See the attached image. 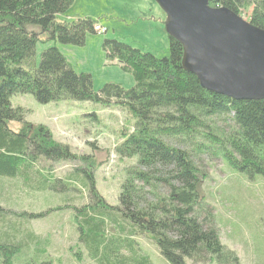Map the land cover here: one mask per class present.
Segmentation results:
<instances>
[{
  "label": "trees",
  "instance_id": "trees-1",
  "mask_svg": "<svg viewBox=\"0 0 264 264\" xmlns=\"http://www.w3.org/2000/svg\"><path fill=\"white\" fill-rule=\"evenodd\" d=\"M207 1L246 15L264 30V0ZM72 2L0 0V203L9 200L13 187L16 199L49 191L57 200L41 212L0 204V264H14L21 247L40 243L27 228L32 219L60 211L72 214L77 240L95 264H153L133 240L143 234L168 264L212 258L217 264H238L206 209L203 175L193 157H219L249 179L264 180V99L233 100L202 88L181 66V43L167 33L169 55L163 57L114 40L103 42L106 58L132 76L129 89L109 83L94 90L91 75L76 73L55 46L43 50L36 63L38 42L82 46L87 33L95 34L94 20L58 21ZM14 94H31L42 104H114L134 118L115 145L119 157L135 162L124 170L118 205H108L96 189L92 156L55 141L47 127L25 122L23 109L10 104ZM9 120L23 122L21 130H10ZM61 161L81 165L58 178L51 166ZM40 260L28 264H45Z\"/></svg>",
  "mask_w": 264,
  "mask_h": 264
},
{
  "label": "rangeland",
  "instance_id": "rangeland-1",
  "mask_svg": "<svg viewBox=\"0 0 264 264\" xmlns=\"http://www.w3.org/2000/svg\"><path fill=\"white\" fill-rule=\"evenodd\" d=\"M61 15L94 20L106 31L104 34L87 33L82 46L38 42L36 63L43 50L55 46L76 73L91 75L94 90L109 83L125 89L134 85L129 73L112 65L106 58L102 49L105 40L149 51L158 57L169 55L163 25L165 14L154 0H73ZM242 16L247 20L246 15ZM10 104L13 108L23 109L25 122L47 127L55 141L78 155L92 156L96 167V189L108 205H118L124 170L135 164L133 159L121 158L115 151L121 131L131 129L135 122L126 110L114 104L91 101L60 100L42 104L31 94H14L10 97ZM7 126L18 132L23 122L9 120ZM193 160L203 175L201 191L221 243L234 251L238 264H264V180L260 176L249 179L232 170L219 157L202 155L194 156ZM80 165L79 161H61L53 163L51 169L60 178ZM2 188L5 191V184ZM12 191L9 200L0 203L9 209L41 212L57 204V200L48 195L49 191L17 199V188L13 187ZM70 215L69 211H60L32 219L25 227L39 236L40 243L21 247L14 255L13 263L28 264L39 258V262L45 264H95L81 248ZM133 240L141 256L146 255L153 264H168L149 235H139ZM199 264L217 262L212 258Z\"/></svg>",
  "mask_w": 264,
  "mask_h": 264
},
{
  "label": "water",
  "instance_id": "water-1",
  "mask_svg": "<svg viewBox=\"0 0 264 264\" xmlns=\"http://www.w3.org/2000/svg\"><path fill=\"white\" fill-rule=\"evenodd\" d=\"M182 45L181 66L202 88L233 100L264 99V30L207 0H154Z\"/></svg>",
  "mask_w": 264,
  "mask_h": 264
},
{
  "label": "crops",
  "instance_id": "crops-1",
  "mask_svg": "<svg viewBox=\"0 0 264 264\" xmlns=\"http://www.w3.org/2000/svg\"><path fill=\"white\" fill-rule=\"evenodd\" d=\"M57 19H58V21H59V19H62L60 22L75 20V19H73L72 15H58V16H57ZM98 24H99V23H98ZM167 42H168V41H167ZM111 64H112V65H117V66H118V64H117L116 62H114V61H111Z\"/></svg>",
  "mask_w": 264,
  "mask_h": 264
},
{
  "label": "built area",
  "instance_id": "built-area-1",
  "mask_svg": "<svg viewBox=\"0 0 264 264\" xmlns=\"http://www.w3.org/2000/svg\"><path fill=\"white\" fill-rule=\"evenodd\" d=\"M93 31L95 33L104 34L106 30H105V28H103V27H101V26L96 24V25L93 26Z\"/></svg>",
  "mask_w": 264,
  "mask_h": 264
}]
</instances>
